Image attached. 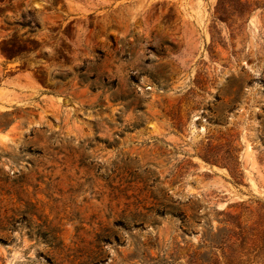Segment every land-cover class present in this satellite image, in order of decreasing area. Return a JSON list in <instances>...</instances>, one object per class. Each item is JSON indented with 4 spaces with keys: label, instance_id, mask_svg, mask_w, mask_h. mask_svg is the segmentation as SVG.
Returning a JSON list of instances; mask_svg holds the SVG:
<instances>
[{
    "label": "rangeland",
    "instance_id": "1",
    "mask_svg": "<svg viewBox=\"0 0 264 264\" xmlns=\"http://www.w3.org/2000/svg\"><path fill=\"white\" fill-rule=\"evenodd\" d=\"M0 264H264V0H0Z\"/></svg>",
    "mask_w": 264,
    "mask_h": 264
}]
</instances>
